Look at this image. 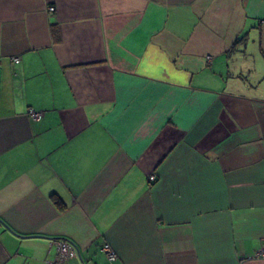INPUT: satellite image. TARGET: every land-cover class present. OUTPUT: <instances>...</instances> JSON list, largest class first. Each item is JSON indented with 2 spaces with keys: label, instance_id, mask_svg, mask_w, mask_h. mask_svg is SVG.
Wrapping results in <instances>:
<instances>
[{
  "label": "crops",
  "instance_id": "crops-1",
  "mask_svg": "<svg viewBox=\"0 0 264 264\" xmlns=\"http://www.w3.org/2000/svg\"><path fill=\"white\" fill-rule=\"evenodd\" d=\"M0 219V264H264V0H0Z\"/></svg>",
  "mask_w": 264,
  "mask_h": 264
},
{
  "label": "built area",
  "instance_id": "built-area-1",
  "mask_svg": "<svg viewBox=\"0 0 264 264\" xmlns=\"http://www.w3.org/2000/svg\"><path fill=\"white\" fill-rule=\"evenodd\" d=\"M52 9H53V7L50 6L49 10H52ZM17 60L18 59L15 58V61H17ZM30 115L32 116V118H38L39 117V113H36V112H33V111H30ZM149 178L153 179L154 176L150 175ZM58 245H59V252L61 253L62 256H65L68 253H71V251L69 250L70 249V245L66 241H61V242H59ZM101 249L106 253V256H107L108 260L112 261V260L115 259V257H116L115 252L113 251V249L111 248L109 243H106V242L103 243L101 245Z\"/></svg>",
  "mask_w": 264,
  "mask_h": 264
},
{
  "label": "water",
  "instance_id": "water-1",
  "mask_svg": "<svg viewBox=\"0 0 264 264\" xmlns=\"http://www.w3.org/2000/svg\"><path fill=\"white\" fill-rule=\"evenodd\" d=\"M0 224H2L4 227H6V228H8L9 230H12L4 221H2L1 219H0ZM75 250L77 251V254H79L80 255V253H79V251H78V248H77V246L75 247ZM58 256L59 257H65V256H62L61 255V253L58 251Z\"/></svg>",
  "mask_w": 264,
  "mask_h": 264
}]
</instances>
